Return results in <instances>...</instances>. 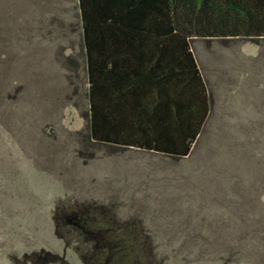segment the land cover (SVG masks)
I'll use <instances>...</instances> for the list:
<instances>
[{"label": "rangeland", "instance_id": "obj_1", "mask_svg": "<svg viewBox=\"0 0 264 264\" xmlns=\"http://www.w3.org/2000/svg\"><path fill=\"white\" fill-rule=\"evenodd\" d=\"M193 49L212 107L189 155L98 143L79 0H0V264H250L247 207L264 255V183L254 206L247 180L264 171V39Z\"/></svg>", "mask_w": 264, "mask_h": 264}, {"label": "trees", "instance_id": "obj_2", "mask_svg": "<svg viewBox=\"0 0 264 264\" xmlns=\"http://www.w3.org/2000/svg\"><path fill=\"white\" fill-rule=\"evenodd\" d=\"M79 6L92 139L170 157L191 153L211 112L195 38L264 39V0H79ZM247 180L258 205L251 194L261 190L264 171L251 169ZM257 210L247 207L242 215L248 249L239 254L250 264H264L254 244Z\"/></svg>", "mask_w": 264, "mask_h": 264}]
</instances>
